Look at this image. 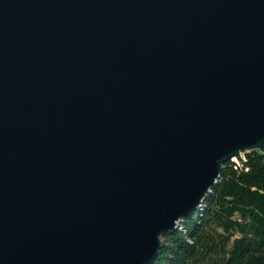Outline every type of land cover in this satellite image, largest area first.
Segmentation results:
<instances>
[{
  "label": "water",
  "instance_id": "95a60500",
  "mask_svg": "<svg viewBox=\"0 0 264 264\" xmlns=\"http://www.w3.org/2000/svg\"><path fill=\"white\" fill-rule=\"evenodd\" d=\"M247 152L264 0H0V264H149Z\"/></svg>",
  "mask_w": 264,
  "mask_h": 264
},
{
  "label": "trees",
  "instance_id": "16d2710c",
  "mask_svg": "<svg viewBox=\"0 0 264 264\" xmlns=\"http://www.w3.org/2000/svg\"><path fill=\"white\" fill-rule=\"evenodd\" d=\"M221 165L199 209L160 237L149 264H264V156Z\"/></svg>",
  "mask_w": 264,
  "mask_h": 264
},
{
  "label": "rangeland",
  "instance_id": "374dc122",
  "mask_svg": "<svg viewBox=\"0 0 264 264\" xmlns=\"http://www.w3.org/2000/svg\"><path fill=\"white\" fill-rule=\"evenodd\" d=\"M237 157H243V154H241V155H239V156H237ZM233 158H235V157H233ZM232 161V160H231ZM235 161L238 163V160L237 159H235Z\"/></svg>",
  "mask_w": 264,
  "mask_h": 264
},
{
  "label": "built area",
  "instance_id": "2783aa9c",
  "mask_svg": "<svg viewBox=\"0 0 264 264\" xmlns=\"http://www.w3.org/2000/svg\"><path fill=\"white\" fill-rule=\"evenodd\" d=\"M230 160H232L233 162H235V163H236V161H235V158H231Z\"/></svg>",
  "mask_w": 264,
  "mask_h": 264
}]
</instances>
